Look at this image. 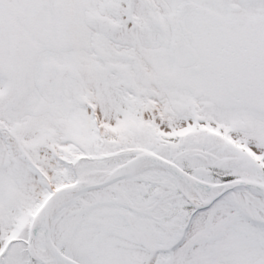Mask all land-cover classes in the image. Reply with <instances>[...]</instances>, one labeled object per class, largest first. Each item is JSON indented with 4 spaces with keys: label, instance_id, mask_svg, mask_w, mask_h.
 Wrapping results in <instances>:
<instances>
[{
    "label": "snow or ice",
    "instance_id": "6c2138e0",
    "mask_svg": "<svg viewBox=\"0 0 264 264\" xmlns=\"http://www.w3.org/2000/svg\"><path fill=\"white\" fill-rule=\"evenodd\" d=\"M0 264H264V0H0Z\"/></svg>",
    "mask_w": 264,
    "mask_h": 264
}]
</instances>
